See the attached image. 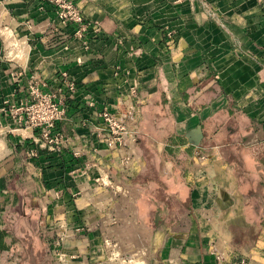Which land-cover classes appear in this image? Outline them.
<instances>
[{"label": "crops", "instance_id": "crops-1", "mask_svg": "<svg viewBox=\"0 0 264 264\" xmlns=\"http://www.w3.org/2000/svg\"><path fill=\"white\" fill-rule=\"evenodd\" d=\"M71 1L81 24L61 19L53 1L0 0V28L26 47L13 54L0 35V104L24 101L32 72L50 85L66 71L76 91L62 124L74 139L87 133L80 123L98 121L90 101L112 105L134 84L138 160L121 179L138 189L154 264H215L211 247L264 264V0ZM116 72L126 74L120 88ZM8 124L0 120V264H51L46 187H76L69 158L37 150L40 168L25 179L32 134ZM51 206L59 217L67 203Z\"/></svg>", "mask_w": 264, "mask_h": 264}, {"label": "built area", "instance_id": "built-area-1", "mask_svg": "<svg viewBox=\"0 0 264 264\" xmlns=\"http://www.w3.org/2000/svg\"><path fill=\"white\" fill-rule=\"evenodd\" d=\"M49 1L56 5L61 19L82 23L79 10L71 0ZM87 27L85 25L83 30ZM125 75L119 72L114 75L121 81L118 88L127 83ZM135 89L133 84L126 91H118L115 103L102 108L90 101L87 107L98 121L91 127L85 122L80 123L78 129H87V133L74 139L62 124L69 120L76 91V82L66 71H59L50 85L38 73L32 72L26 77L25 100L16 103L5 100L0 104V120L32 134L29 141L36 148L22 151L25 179L31 180L33 173L40 168L37 150L45 151L49 158L63 155L69 158L66 176L76 187H46L47 202L43 206L46 218L41 230L48 237L51 264L156 262L141 233L137 213L138 189L121 179V175L137 167L139 102ZM76 131L73 128V133ZM74 141L78 143L72 148L70 144ZM195 158L200 164L206 161L201 151L195 153ZM101 160L111 162L113 171L104 167ZM6 195L5 192L0 194V203ZM62 199L67 206H59L61 213L56 217L49 209L53 208L54 201ZM127 227L133 228V245L127 244ZM92 235L97 237L98 244L88 242L93 240L90 239ZM260 248L259 251H264V242ZM210 254L215 264H252L253 261L246 257L232 262L213 247Z\"/></svg>", "mask_w": 264, "mask_h": 264}, {"label": "rangeland", "instance_id": "rangeland-1", "mask_svg": "<svg viewBox=\"0 0 264 264\" xmlns=\"http://www.w3.org/2000/svg\"><path fill=\"white\" fill-rule=\"evenodd\" d=\"M13 41H14V48H18L19 49L21 47V49L24 50V48L22 47V46H24L23 45V41H19L16 38L13 39ZM15 51H17V50H15ZM102 165H104L107 169H109L108 166H106L105 164H103V162H102ZM141 233L143 235V238L149 244L150 250L153 251V245L154 244L152 242H150V237H151L150 232H148V231H146V229H144V231H141ZM125 234H127V244L133 245V242L131 241V235L133 236V228L132 227L125 228Z\"/></svg>", "mask_w": 264, "mask_h": 264}, {"label": "bare ground", "instance_id": "bare-ground-1", "mask_svg": "<svg viewBox=\"0 0 264 264\" xmlns=\"http://www.w3.org/2000/svg\"><path fill=\"white\" fill-rule=\"evenodd\" d=\"M0 35L2 36V38L5 41L6 48H8L14 54V52H15L14 41L10 35V31L1 27L0 28ZM24 49L26 50V47Z\"/></svg>", "mask_w": 264, "mask_h": 264}, {"label": "trees", "instance_id": "trees-1", "mask_svg": "<svg viewBox=\"0 0 264 264\" xmlns=\"http://www.w3.org/2000/svg\"><path fill=\"white\" fill-rule=\"evenodd\" d=\"M48 264V263H47Z\"/></svg>", "mask_w": 264, "mask_h": 264}]
</instances>
